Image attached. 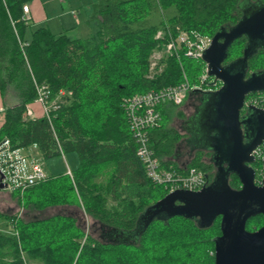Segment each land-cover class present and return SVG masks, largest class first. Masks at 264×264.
Segmentation results:
<instances>
[{
	"label": "trees",
	"instance_id": "obj_1",
	"mask_svg": "<svg viewBox=\"0 0 264 264\" xmlns=\"http://www.w3.org/2000/svg\"><path fill=\"white\" fill-rule=\"evenodd\" d=\"M28 1L0 0V93L18 101L6 108L0 141L7 138L15 148L37 145L44 161L75 154L73 179L49 176L23 195L18 192L16 200L31 213L76 206L84 216L27 220L0 212V221L19 236L0 232V264H215L221 218L203 228L196 219L148 212L168 191L146 175L126 103L177 86L185 75L198 83L204 62L184 56H165L162 71L156 68L151 77V58L167 44L169 32L213 38L240 21L244 3L264 5V0H92L89 22L97 32L86 39L56 37L46 28L31 31L23 12ZM246 44V38L239 40L236 52L232 46L226 62L242 58ZM261 54L249 60V68ZM40 88H46L50 112L31 118L28 107ZM190 94L203 97L204 91ZM168 104L159 108V125L147 133L153 154L165 169L186 176L196 168L211 182L214 165L203 161L209 158L204 151L197 150L186 167L172 160L184 136L165 123L180 107ZM101 175L105 181L98 184Z\"/></svg>",
	"mask_w": 264,
	"mask_h": 264
},
{
	"label": "water",
	"instance_id": "obj_2",
	"mask_svg": "<svg viewBox=\"0 0 264 264\" xmlns=\"http://www.w3.org/2000/svg\"><path fill=\"white\" fill-rule=\"evenodd\" d=\"M247 3L250 5L246 10L242 8L240 21L221 28L204 53L208 76L221 86L204 92L198 114V120L212 128L209 134L206 130L207 139L210 141V134L214 138L208 151L213 152L216 161L223 154L219 166L225 164V173L236 174L243 188L233 190L227 181L217 185V178L199 192L169 193L148 210L153 216L196 219L203 228L221 218V235L215 239V264H264V228L256 233L246 231L249 219L264 215V184L255 185L252 167V152L264 142V110L249 107L244 119L241 117L247 96L264 92V71L248 75L249 60L259 50L264 51V5ZM243 37L247 40L245 55L226 64L230 48ZM243 125L248 130L253 126L248 142ZM5 190L8 187L0 176V191Z\"/></svg>",
	"mask_w": 264,
	"mask_h": 264
},
{
	"label": "built area",
	"instance_id": "obj_3",
	"mask_svg": "<svg viewBox=\"0 0 264 264\" xmlns=\"http://www.w3.org/2000/svg\"><path fill=\"white\" fill-rule=\"evenodd\" d=\"M24 20L28 21L26 15L29 13V6L24 5ZM164 32L157 34V38H162ZM166 51L170 56H176L178 59L186 57L194 61H203L205 51L212 44V37L204 36L196 32H187L180 30L178 36L174 37L169 32ZM155 55L151 58V77L155 69L159 67ZM162 60V59H161ZM205 64V63H204ZM209 76L207 74V65L205 64L204 75L200 79V85H192L187 76L185 81L177 86L164 87L159 90H151L145 94L136 95L127 100L131 128L139 140L137 151L139 159L143 162L146 175L149 180L159 186H164L168 193L183 190L190 192H199L209 184L207 176L201 170L192 168L186 176H183L171 169H165L161 166L159 159L153 154L149 144L148 131L159 125L161 121L160 107L171 103L177 106H183L187 95L191 91H210L217 90L219 82L214 80L208 84ZM209 85V89L206 86ZM215 88V89H213ZM37 104L43 108V115L48 116L51 104L47 101L46 88L39 89ZM55 107H57L55 105ZM256 107L264 110V92L249 95L244 104V109ZM3 113V110H0ZM28 116L36 118L33 108L28 107ZM255 170L264 173V142L253 152ZM67 174L73 178L70 169ZM0 176L3 177V183L7 185L8 191L19 192L23 195L27 190L46 181L49 174L45 168V161L41 156L38 146L32 145L27 148H15L7 138L0 141ZM21 217V214H19ZM13 235L18 236V232ZM25 256V252H22Z\"/></svg>",
	"mask_w": 264,
	"mask_h": 264
},
{
	"label": "crops",
	"instance_id": "obj_4",
	"mask_svg": "<svg viewBox=\"0 0 264 264\" xmlns=\"http://www.w3.org/2000/svg\"><path fill=\"white\" fill-rule=\"evenodd\" d=\"M26 5L29 6V13L26 15V17L28 18L27 20L31 26L30 27L31 31L34 29H38V28H46V29H49L51 33L55 35L56 37L65 35L72 39H86L96 34L97 32V27L93 23L89 22L91 14H92V0H29L26 3ZM17 103L18 101L16 100V98L7 97L5 99L0 93V110H3V113H0V128L3 126L5 122L4 114H5L6 108L8 106H14ZM30 106L33 107L34 109L37 108L36 103H33ZM168 106H171V105L166 104L162 107V109L165 110L164 108ZM182 108L183 106L177 107L175 111L176 115L171 117L170 122H172L174 118L179 119V120L183 119L182 118V115H183ZM36 116L37 118H40L43 116V114L41 113V115L39 114ZM179 148H180V144H178L176 149L174 150V155H173L172 160L178 166L186 167L192 162V160L183 161ZM192 148L193 147H191V149ZM74 163H75L74 168L76 169L79 162L77 160ZM45 168H46V165H45ZM71 171L73 173V170ZM48 174L49 176H56L50 173ZM59 174L60 173H58V175ZM7 195L9 196L11 201L15 199L13 198V195L11 194H7ZM21 208H24L25 210L24 206H22ZM19 211L22 217V209ZM80 211H81L80 208L76 206H56V207H50L40 212L35 211L32 213L33 214L32 218H45L42 215L47 212L48 214L46 215V217H52V216L59 215L62 213L78 216L80 214Z\"/></svg>",
	"mask_w": 264,
	"mask_h": 264
},
{
	"label": "rangeland",
	"instance_id": "obj_5",
	"mask_svg": "<svg viewBox=\"0 0 264 264\" xmlns=\"http://www.w3.org/2000/svg\"><path fill=\"white\" fill-rule=\"evenodd\" d=\"M250 3H244L242 5L243 9H247L249 7ZM235 48V52L237 51L238 47L236 46V43L233 45ZM153 55H155L156 57V62L159 64V72L162 71L163 66H161L160 61L162 58H164L165 56H168L167 51H166V46L160 48L159 50H157ZM203 62V61H201ZM250 69L252 70L251 72H262L264 71V54L259 55L258 57H256L254 60H252L250 62ZM205 71V69H204ZM155 73H153L152 77H154ZM204 75V73L201 74V76L199 77L198 83L197 85H200V79L202 78V76ZM214 78L209 77L208 79V84H212L214 82ZM221 86V84L219 83V85L217 86V88H219ZM207 89H209V85L206 87ZM215 89V88H213ZM208 90H206L205 92H207ZM201 95L198 94H188L187 98L185 100V103L183 105L182 108V118L183 119H173L172 122L165 120V123L167 125H171L172 127L178 129L180 131V133L184 136L183 141L180 143V154L182 157L183 161H191L193 160L195 153L198 150H210V141L206 138V130L202 127V123L197 119L196 123L197 125L194 128L193 133L195 134V136L193 138H190L188 136V131L186 130V125L185 122L187 120H189L194 114L198 116L199 114V106H201L202 102H201ZM36 109H34L33 107V111L35 113V115H41V113L43 114V108L41 105L36 103ZM201 110V109H200ZM198 145V146H197ZM191 147H193L191 149ZM197 148V149H196ZM78 160V157L75 154L72 155H63L60 157H55L52 158L48 161L45 162L46 165V169L48 171V173L53 174V175H58V173L60 174H65L67 173L68 169L71 170H75V163ZM204 162L210 163V160H207V157L203 159ZM212 173H215V169L212 171ZM59 174V175H60ZM74 176V175H73ZM105 181V176H99L97 179L98 184H103ZM5 192V193H4ZM0 193V212H3L5 214H10V215H15V214H21L19 210L22 209V217L23 219H31L33 214L28 211L27 209L24 210V208H21L23 205L18 203L17 199L18 194L17 192H10L8 190L4 191ZM7 194H11L13 195V199L12 201L10 200L9 196ZM169 194V193H168ZM80 214L79 215H83L84 216V211L81 207L80 209ZM47 213H44L42 216L46 217ZM80 217V216H79ZM27 219V220H28ZM86 228L87 231L89 230V222L86 220ZM0 232L5 233V234H9L11 235L13 233V229L11 228L10 225L7 224V222L5 221H0ZM88 233V232H87ZM7 263H10V259L6 260ZM31 264V263H30ZM32 264H38V263H32Z\"/></svg>",
	"mask_w": 264,
	"mask_h": 264
},
{
	"label": "flooded vegetation",
	"instance_id": "obj_6",
	"mask_svg": "<svg viewBox=\"0 0 264 264\" xmlns=\"http://www.w3.org/2000/svg\"><path fill=\"white\" fill-rule=\"evenodd\" d=\"M242 39H245V38L243 37ZM238 41H236L235 43H237ZM246 43H247V40H246ZM261 51L262 50H259V53ZM225 63L228 64L230 62H228V63L225 62ZM251 71L252 70L249 68L248 75L253 73ZM246 113H247V109H244L242 111V115H241V117L243 119H244ZM197 119H198V116L194 114L187 122H185L186 130L188 131V136L190 138H193L195 136L193 131H194L195 126L197 125V123H196ZM207 125H206V123L204 121H202V127L205 130H207L208 134H209L210 131L208 129H212V128H211V125H209V124H207ZM251 130H253V126H252ZM251 130H248V128H246V126L243 125V131H244V134H245V142H248V140H250L251 134H252ZM212 135L213 134H210L209 137H210V141L212 140V142H213L214 138L212 139ZM206 138H207V135H206ZM215 145H217V143ZM202 151H204L205 154L209 155V158L207 157V160H210V163L214 165V169H215V173L213 174V178H212L211 182H209L208 186L213 184L215 182V180L218 178V181L216 182L217 185H222L224 181H227L229 186L233 190L240 191L243 188L242 183H241V181L239 180V178L237 177L236 174H234V173H230V174L225 173V171L223 170L224 167H226L225 164L222 165V167L219 166L220 163L223 160V154L220 157H218L217 161H216V160H214L213 152L208 151V150H202ZM252 167H253L254 172H255L254 183H255L256 186L260 187V186H262L264 184V173H260V172L256 171L254 165H252ZM263 228H264V215H258L256 217H253V218L249 219L247 221V223H246V231L248 233H256V232L260 231Z\"/></svg>",
	"mask_w": 264,
	"mask_h": 264
}]
</instances>
